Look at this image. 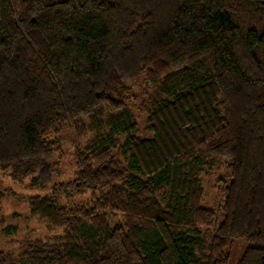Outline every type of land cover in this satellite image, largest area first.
I'll return each mask as SVG.
<instances>
[{"label":"trees","instance_id":"trees-1","mask_svg":"<svg viewBox=\"0 0 264 264\" xmlns=\"http://www.w3.org/2000/svg\"><path fill=\"white\" fill-rule=\"evenodd\" d=\"M0 170L58 232L0 264H264V0H0Z\"/></svg>","mask_w":264,"mask_h":264},{"label":"rangeland","instance_id":"rangeland-1","mask_svg":"<svg viewBox=\"0 0 264 264\" xmlns=\"http://www.w3.org/2000/svg\"><path fill=\"white\" fill-rule=\"evenodd\" d=\"M134 93L140 95L145 80L141 77L131 82ZM134 110L139 123V134L143 137L151 135L147 126L145 111L138 109V104L134 105ZM63 148V159H61V173L55 177L56 181L71 179L76 171L75 155L76 150L85 138L79 137L74 130H63L57 135ZM224 169L208 171L203 176L205 188V198L203 205L206 207H216L221 196L216 187V180ZM31 177L23 180H14L8 171L0 170V190L3 197L0 201V250L13 252L17 255L25 247L26 242H33L36 238L48 239L53 234L44 221L30 213L27 197L44 194L48 191L43 186H32ZM90 193H82L74 196V200L84 203L88 200ZM244 241L237 240L230 247L231 259L229 264H237L240 255L244 250Z\"/></svg>","mask_w":264,"mask_h":264}]
</instances>
